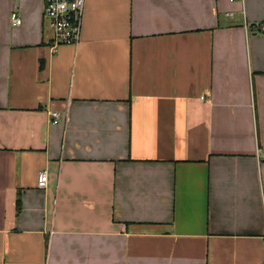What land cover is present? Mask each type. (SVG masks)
Wrapping results in <instances>:
<instances>
[{"label": "crops", "instance_id": "crops-1", "mask_svg": "<svg viewBox=\"0 0 264 264\" xmlns=\"http://www.w3.org/2000/svg\"><path fill=\"white\" fill-rule=\"evenodd\" d=\"M42 9L0 0V264H264V0Z\"/></svg>", "mask_w": 264, "mask_h": 264}, {"label": "built area", "instance_id": "built-area-1", "mask_svg": "<svg viewBox=\"0 0 264 264\" xmlns=\"http://www.w3.org/2000/svg\"><path fill=\"white\" fill-rule=\"evenodd\" d=\"M86 1L42 0V15L48 21L54 45L67 44L76 46L80 42L82 17ZM10 19L14 25H20L22 22L21 18L15 12H12ZM260 30L264 31V24L260 25ZM50 117L52 123L57 124L61 118V114L58 111H51ZM36 185L40 190L47 188L48 173L46 170H42L38 174Z\"/></svg>", "mask_w": 264, "mask_h": 264}]
</instances>
